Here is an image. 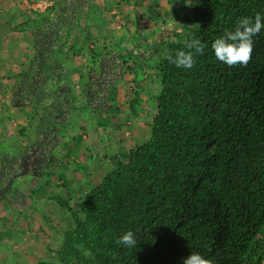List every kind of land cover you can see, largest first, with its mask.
Returning a JSON list of instances; mask_svg holds the SVG:
<instances>
[{
    "label": "trees",
    "instance_id": "1",
    "mask_svg": "<svg viewBox=\"0 0 264 264\" xmlns=\"http://www.w3.org/2000/svg\"><path fill=\"white\" fill-rule=\"evenodd\" d=\"M50 1L45 13H21L20 23L16 8L0 18V83L12 82L6 84L9 104L21 112L30 104L31 121H38L33 138L13 142L12 154L2 155L6 167L21 170L20 182L12 168H0L10 170L11 183L24 186L25 179L41 177L44 160L55 157L49 154L55 138L64 144L61 128L73 126L74 120L67 124L78 110L88 118L119 112L118 90L128 76L137 83L151 63L143 79L155 76L159 88L151 91L149 138L106 156L98 183L78 196L65 175L57 176L62 183L56 186L68 196L55 193L48 200L71 225L49 264H183L191 253L213 264H264V28L253 37L247 66L229 67L211 49L240 18L254 21L259 13L264 24V0H169L171 11L156 14L157 28L139 27L131 43L108 31L107 0L104 6L97 0ZM21 33H29V51L15 43L27 38ZM193 39L206 45L193 67L170 63L166 57L188 51ZM21 54L25 62L16 59ZM140 94L131 101L134 115ZM5 116L10 118L6 112L0 122ZM27 128L22 125L23 136ZM72 140L78 147L83 135ZM44 175L50 184L56 174ZM129 230L136 246L117 244ZM10 232L0 230V251L8 250L3 242Z\"/></svg>",
    "mask_w": 264,
    "mask_h": 264
},
{
    "label": "rangeland",
    "instance_id": "2",
    "mask_svg": "<svg viewBox=\"0 0 264 264\" xmlns=\"http://www.w3.org/2000/svg\"><path fill=\"white\" fill-rule=\"evenodd\" d=\"M41 1L0 0V18L4 19L7 17L6 15H10L9 13L14 8L17 9V23H20L23 18L21 13H25V11L35 17L37 11L31 10L28 6ZM48 1L52 5V1ZM97 2L103 6L106 5V0H97ZM108 2L112 5V10L106 13V20L110 29L108 31L113 32L112 34L117 37L125 35L130 43L139 27L144 26L147 30H155L157 28L156 14H165L171 11L169 0H107ZM20 36L27 38L15 42L19 50L29 51L27 46L29 33L28 35L21 33ZM10 42L8 41L10 45H13V41L10 40ZM16 59L26 61L24 55L23 57H16ZM11 61L10 65L8 64L10 68L15 65V61ZM79 62L80 60L76 61V63ZM149 67L144 69L145 74L142 73L138 76L137 83L131 81L132 76H128L126 83L120 85L117 95L119 112L113 113L109 117L93 116L88 118V115L86 116L81 109L82 111L75 112L72 119L68 121L67 125H70L71 121L74 120L72 127L67 131L61 128L60 135H66L64 141L61 140L64 144H59L55 138L54 150L51 149L49 153L52 154L54 151L55 157L49 164H45L46 159L44 160L46 169L56 174L49 180L50 184L47 183V178V180L44 179V173L47 170L43 168L39 169L41 171L40 178L37 179L34 176V180L25 179L24 186H20L21 170L17 171L14 165L6 167L7 164L4 163L7 157L4 156L3 158L2 155L12 154L13 142L25 143L37 134L35 128L38 126V121H31L34 111L30 104L22 112L11 107L9 104L11 95L6 89V84L9 86V83L12 84V82L4 81V86L0 83V117L4 116L6 112L10 115L9 119L5 116L6 119L0 122V143L3 142L2 146L4 147L2 153L0 152V168L2 166L4 169L5 167L6 169L12 168L14 170L13 176L19 179V181L15 180L11 183V176H7L10 170H6L5 173L4 170L0 171L2 184L0 191L3 192L0 195L3 198L0 199V230L8 228L11 231L10 239L6 238L3 242L8 245V250L0 251V264L52 263L55 251L62 243L63 233L71 225L68 215L60 206L48 200L55 193L64 197L68 196L66 188L56 186L62 183L57 176L65 175V180L67 179L72 184L70 188L76 190V195H82L89 189V185L98 183L101 176L106 172V156L129 151L149 138L150 124L155 111L152 92L159 88L155 76L152 78L149 76L147 80L143 79L146 77L144 75L152 72ZM72 69L74 73V67ZM76 79L77 76L74 74L73 80L76 81ZM137 84L138 86H136ZM80 87L81 83L79 84ZM79 91L80 89H78L77 94L83 102L85 97ZM136 91L141 92V94L140 103L136 107L137 113L134 115L131 109V104H133L131 101L136 97ZM78 106L84 105L78 104ZM22 125L28 127L25 136L20 132ZM74 135H83L81 145L78 147L72 140ZM43 138L41 137V139ZM17 150L13 148V152L16 151L17 153ZM65 154L69 156H64ZM44 155L49 156L46 153ZM14 160L13 163L18 158H14ZM19 167L21 168V166ZM41 186H44L45 190L38 193ZM33 191H37L38 194H33Z\"/></svg>",
    "mask_w": 264,
    "mask_h": 264
},
{
    "label": "clouds",
    "instance_id": "3",
    "mask_svg": "<svg viewBox=\"0 0 264 264\" xmlns=\"http://www.w3.org/2000/svg\"><path fill=\"white\" fill-rule=\"evenodd\" d=\"M49 7H51V4ZM49 7L44 12L38 13H45ZM262 28H264V24H262V17L259 13L255 15L254 21L251 17L240 18L234 32H225L223 36L215 39L212 43L211 49L215 58L229 67L237 64L247 66L253 52V37L260 33ZM186 47L188 51L178 50L174 56L168 55L166 58L178 68L191 69L195 63L194 57L203 53L206 45L199 39H193L186 43ZM116 243L127 247H135L137 240L134 233L129 230ZM183 264H213V262L198 253H191L183 259Z\"/></svg>",
    "mask_w": 264,
    "mask_h": 264
},
{
    "label": "built area",
    "instance_id": "4",
    "mask_svg": "<svg viewBox=\"0 0 264 264\" xmlns=\"http://www.w3.org/2000/svg\"><path fill=\"white\" fill-rule=\"evenodd\" d=\"M49 6L50 4L48 1H41L39 3H36L35 5L28 6V8H30L33 11L44 12Z\"/></svg>",
    "mask_w": 264,
    "mask_h": 264
},
{
    "label": "bare ground",
    "instance_id": "5",
    "mask_svg": "<svg viewBox=\"0 0 264 264\" xmlns=\"http://www.w3.org/2000/svg\"><path fill=\"white\" fill-rule=\"evenodd\" d=\"M16 166V165H15ZM14 167V166H13Z\"/></svg>",
    "mask_w": 264,
    "mask_h": 264
}]
</instances>
